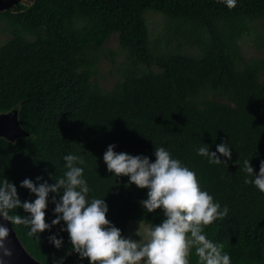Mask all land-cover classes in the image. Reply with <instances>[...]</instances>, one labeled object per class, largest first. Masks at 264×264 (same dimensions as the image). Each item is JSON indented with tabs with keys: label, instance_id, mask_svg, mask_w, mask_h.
Returning <instances> with one entry per match:
<instances>
[{
	"label": "trees",
	"instance_id": "16d2710c",
	"mask_svg": "<svg viewBox=\"0 0 264 264\" xmlns=\"http://www.w3.org/2000/svg\"><path fill=\"white\" fill-rule=\"evenodd\" d=\"M84 9L101 14L105 22L99 30L77 36L63 21ZM147 12L203 22L211 49L202 58L155 55L148 48L141 17ZM5 13L20 23L48 27L56 36V42L18 37L0 47V113L18 109L20 123L29 133L15 143L0 139V179L16 185L22 202L36 197L20 186L21 181L55 183L65 171L64 155L74 153L83 159L92 189L89 196L105 199L106 218L123 236L132 221L159 225L163 209L145 213L139 202L147 198V189L126 187L127 176L112 177L103 155L114 144L116 152L154 161L155 146H164L195 171L214 200L230 209L226 217L204 227L207 237L224 245L231 264H264V193L244 183L237 163L251 160L258 174L264 160V61L241 70L240 49L234 43L237 33L224 36L216 25V19L225 15L264 17V0H237L233 9L222 0H32L29 6L21 2ZM118 26L137 60L157 65L162 73L140 76L137 69L127 70L115 90L103 93L91 84L87 60L67 49L105 41ZM211 94L223 101L210 99ZM222 142L232 146L231 160L221 156L227 165L210 164L196 153L202 143L216 151ZM38 176L43 180L37 181ZM53 195L45 210L46 223L54 218ZM14 211L25 214L22 208ZM13 226L43 264H55L62 248L71 249L61 225L40 233L39 241L27 235L26 226ZM56 233L64 239L60 249L49 243L48 237ZM86 259L69 254L63 264H90ZM189 262L197 264L194 251Z\"/></svg>",
	"mask_w": 264,
	"mask_h": 264
},
{
	"label": "clouds",
	"instance_id": "9594fccd",
	"mask_svg": "<svg viewBox=\"0 0 264 264\" xmlns=\"http://www.w3.org/2000/svg\"><path fill=\"white\" fill-rule=\"evenodd\" d=\"M222 2L229 9L237 5V0ZM115 147L108 145L103 155L108 172L115 178L127 176L126 187L135 184L147 189V198L139 202L145 213L163 209L164 219L159 225L141 228L140 221L136 233L140 240L123 236L121 229L106 218L109 208L104 198L89 196L92 189L84 176L83 159L74 153L64 155L65 171L58 179L52 177L55 183L37 184L29 178L21 181L22 188L35 194L34 200L22 202L16 185L5 177L0 179V220L26 226L27 235L38 241L40 233L61 225L60 231L68 233L70 253L88 258L90 264H190L189 254L193 251L197 264H231L224 245L209 239L204 232L205 226L226 217L230 209L202 188L195 171L173 157L164 146H155L154 161L146 155L116 152ZM231 147L222 142L216 144V151H211L209 145L202 143L196 153L210 164L227 165L221 156L231 160ZM237 163L245 174L244 183L264 193V160L260 161L258 174L251 160L245 158ZM36 180L43 178L38 176ZM50 193L55 194L52 196L54 218L46 223ZM21 208L24 215L14 211ZM9 233L7 224L0 223V264H7L5 258L13 255L7 246ZM48 239L57 249L64 243L58 233ZM63 259L55 264H63Z\"/></svg>",
	"mask_w": 264,
	"mask_h": 264
},
{
	"label": "rangeland",
	"instance_id": "374dc122",
	"mask_svg": "<svg viewBox=\"0 0 264 264\" xmlns=\"http://www.w3.org/2000/svg\"><path fill=\"white\" fill-rule=\"evenodd\" d=\"M22 3L29 6L32 0H22ZM141 17L147 28L148 48L157 56L182 55L202 58L212 47L211 36L201 21H185L160 12H147ZM104 22L105 18L91 9H84L77 17L63 21L64 26L77 36L99 30ZM216 25L224 36L230 35L234 30L237 33L234 43L240 49L239 67L241 70L264 61V17L225 15L216 19ZM121 32L122 26H118L117 30L105 41L92 43L77 50L67 49L68 52L87 60L88 68L93 74L91 84L103 93L115 90L123 82L127 70L137 69L140 76L150 72L162 73L157 65L139 62L130 48L122 41ZM18 37L30 42H35L39 38L56 42V36L50 28L20 23L15 16L5 12L0 13V47ZM259 75L263 79V71H260ZM209 98L223 101L212 94ZM139 223L130 222L124 236L140 240L141 237L136 234ZM148 226H150L148 223L141 222V228ZM69 254L78 255L74 252L70 253L68 248H62L57 253L55 262L60 258L65 259Z\"/></svg>",
	"mask_w": 264,
	"mask_h": 264
},
{
	"label": "water",
	"instance_id": "95a60500",
	"mask_svg": "<svg viewBox=\"0 0 264 264\" xmlns=\"http://www.w3.org/2000/svg\"><path fill=\"white\" fill-rule=\"evenodd\" d=\"M21 2L22 0H0V13L19 6ZM19 116L18 109L8 113H0V139L15 143L21 138L29 137V133L25 131L20 123ZM0 223H6L10 229L7 246L11 249L13 255L11 258H5L7 264H43L27 250L10 222L0 220Z\"/></svg>",
	"mask_w": 264,
	"mask_h": 264
}]
</instances>
